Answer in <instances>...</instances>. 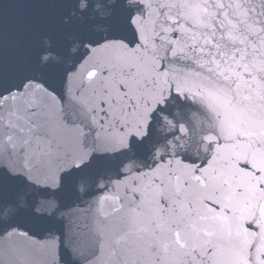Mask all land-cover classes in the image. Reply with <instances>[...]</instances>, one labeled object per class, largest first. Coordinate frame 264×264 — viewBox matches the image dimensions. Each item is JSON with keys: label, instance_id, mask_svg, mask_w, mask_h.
Here are the masks:
<instances>
[{"label": "water", "instance_id": "1", "mask_svg": "<svg viewBox=\"0 0 264 264\" xmlns=\"http://www.w3.org/2000/svg\"><path fill=\"white\" fill-rule=\"evenodd\" d=\"M0 264H264V0H0Z\"/></svg>", "mask_w": 264, "mask_h": 264}, {"label": "snow or ice", "instance_id": "2", "mask_svg": "<svg viewBox=\"0 0 264 264\" xmlns=\"http://www.w3.org/2000/svg\"><path fill=\"white\" fill-rule=\"evenodd\" d=\"M0 189H3V179L0 177Z\"/></svg>", "mask_w": 264, "mask_h": 264}]
</instances>
